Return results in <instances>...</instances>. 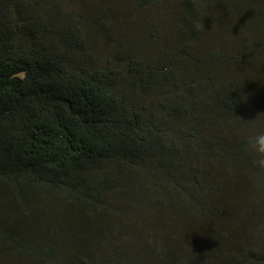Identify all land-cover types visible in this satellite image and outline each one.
Here are the masks:
<instances>
[{
  "label": "trees",
  "instance_id": "1",
  "mask_svg": "<svg viewBox=\"0 0 264 264\" xmlns=\"http://www.w3.org/2000/svg\"><path fill=\"white\" fill-rule=\"evenodd\" d=\"M146 12L156 19L136 44L99 29L128 30ZM257 61L264 0H0V240L24 253L32 224L42 230L74 204L95 225L113 201L133 209L118 216L142 210L149 222L147 193L220 223L227 252L238 251L217 264H264V167L244 144L264 130L254 106L264 108V79L254 88L248 76ZM222 176L230 193L253 187L257 217L219 209L206 186ZM125 229L115 231L124 238ZM169 254L167 264L188 263Z\"/></svg>",
  "mask_w": 264,
  "mask_h": 264
},
{
  "label": "bare ground",
  "instance_id": "2",
  "mask_svg": "<svg viewBox=\"0 0 264 264\" xmlns=\"http://www.w3.org/2000/svg\"><path fill=\"white\" fill-rule=\"evenodd\" d=\"M121 189L115 191L116 196L123 199L126 194ZM142 194L147 208H141H145L149 222L140 219L142 210L137 211L135 220L130 219L133 209L116 207L119 204L116 201L99 225L86 219L84 207H76V204L70 209L63 207L62 211L44 219L42 230L32 224L30 229L35 235L26 238L22 234L21 240L28 251L18 253L0 240V264H67V261L70 264H111L110 260L112 264H167L171 260L169 252L182 254L187 264H190V255L196 256L191 264H217L228 260L227 256L237 255L238 248L233 253L227 252L228 247L222 242H227L228 238L218 235V226L215 228L206 219L189 217L192 205L187 207L181 202L176 208L159 206L150 201L147 193ZM115 208L123 213L127 211L130 221L118 216ZM63 221H66L64 227ZM118 225L126 228L124 238L115 231ZM3 228L11 234L16 232L13 224H5ZM19 228L28 227L20 225Z\"/></svg>",
  "mask_w": 264,
  "mask_h": 264
},
{
  "label": "rangeland",
  "instance_id": "3",
  "mask_svg": "<svg viewBox=\"0 0 264 264\" xmlns=\"http://www.w3.org/2000/svg\"><path fill=\"white\" fill-rule=\"evenodd\" d=\"M224 1V0H222ZM133 0H129V8L132 6ZM168 7L171 8V6L168 3H165ZM169 8V10H170ZM202 14V12H201ZM123 17V16H122ZM133 18V20L131 22H127V28L128 30L124 27V26H115V34H107L106 30H104L103 28L99 27L100 30L103 31L104 35L106 38L108 37H128V38H133L131 40L132 44H136L137 42H141L142 41V34L143 33H147L148 31V26H147V22L150 19L155 18L156 19V14L149 12L147 14L143 13V14H138L135 15V17H131ZM146 22V23H145ZM235 30V31H234ZM239 30L241 31V28L239 29L238 26H230V30H228L227 34H238ZM230 32V33H229ZM231 35V37H232ZM150 50V49H149ZM109 48L105 50L106 53H108ZM248 76L253 79L255 78L257 80V83L254 85V88H257L260 84V79L258 78H262L264 79V63L261 61H257L255 67H250L249 70V74ZM260 105L261 104H254L255 109L258 113H263L264 108L261 110L260 109ZM257 113V114H258ZM264 118V114L262 115ZM260 124L264 125L263 120H260ZM228 178L223 179L221 177H218L217 179H213L212 184L210 186H206V190H208L207 192H210V197L215 200L217 202V205L219 206V209L222 212H229L231 213V215H233L234 213H237L238 211L242 210H249L251 209L252 212V217H257L258 215H256V211H257V206L256 203L254 202L256 199V196L254 194V190L252 186H249L250 190H246L244 191L243 188L241 189L240 187H238L239 189L237 190V192H232L230 193V188L232 187V180L230 182L227 183V185L225 184ZM228 187V188H227ZM233 189V188H232ZM41 188H30V189H26L23 192V195L25 197H28L31 193H33L34 191H40ZM53 192H58V190H52ZM241 198H243L244 201L241 200ZM220 228L221 225L220 223L217 224Z\"/></svg>",
  "mask_w": 264,
  "mask_h": 264
},
{
  "label": "clouds",
  "instance_id": "4",
  "mask_svg": "<svg viewBox=\"0 0 264 264\" xmlns=\"http://www.w3.org/2000/svg\"><path fill=\"white\" fill-rule=\"evenodd\" d=\"M241 99H245L241 97ZM257 117L252 120L255 121ZM250 121V122H252ZM245 150L254 157V163L264 167V130L257 131L255 134L248 135L244 141Z\"/></svg>",
  "mask_w": 264,
  "mask_h": 264
}]
</instances>
